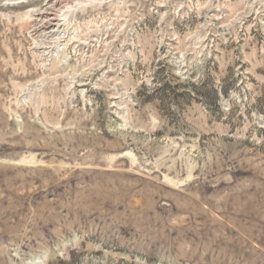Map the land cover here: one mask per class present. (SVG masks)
Segmentation results:
<instances>
[{
  "label": "rangeland",
  "instance_id": "1",
  "mask_svg": "<svg viewBox=\"0 0 264 264\" xmlns=\"http://www.w3.org/2000/svg\"><path fill=\"white\" fill-rule=\"evenodd\" d=\"M0 264H264V0H0Z\"/></svg>",
  "mask_w": 264,
  "mask_h": 264
}]
</instances>
